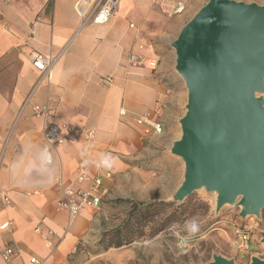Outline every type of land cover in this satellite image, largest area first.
<instances>
[{
  "label": "crops",
  "instance_id": "obj_1",
  "mask_svg": "<svg viewBox=\"0 0 264 264\" xmlns=\"http://www.w3.org/2000/svg\"><path fill=\"white\" fill-rule=\"evenodd\" d=\"M77 1L0 0V197L3 192L8 198V204L0 198V226L9 223L0 229V264H30L32 257L78 264L79 245H95L123 219L120 213L110 221L120 209L115 201L167 202L181 182V162L169 154L174 134L163 129L146 136L134 119L166 118L165 79L177 76L169 44L208 0H189L176 16L162 14L153 0H119L114 15L100 25L81 22ZM156 51L166 54L158 58ZM35 52L53 59L48 80L32 67ZM131 53L155 58L156 70L132 67ZM37 105L50 107L46 119L34 115ZM64 125L80 132L61 131L67 140L49 145L45 131ZM79 169L87 174L82 182ZM106 173L98 210L83 209L72 218L58 210L66 189L87 190L97 174ZM37 228L55 233V248L45 246ZM6 248L17 252L8 263L2 259ZM134 250L110 248L82 264H136Z\"/></svg>",
  "mask_w": 264,
  "mask_h": 264
},
{
  "label": "water",
  "instance_id": "obj_2",
  "mask_svg": "<svg viewBox=\"0 0 264 264\" xmlns=\"http://www.w3.org/2000/svg\"><path fill=\"white\" fill-rule=\"evenodd\" d=\"M186 89L180 135L169 154L183 165L168 202L213 193L215 213L264 208V5L208 0L169 44ZM264 245V238L261 240ZM205 264H236L220 255ZM249 264H264L252 257Z\"/></svg>",
  "mask_w": 264,
  "mask_h": 264
},
{
  "label": "rangeland",
  "instance_id": "obj_3",
  "mask_svg": "<svg viewBox=\"0 0 264 264\" xmlns=\"http://www.w3.org/2000/svg\"><path fill=\"white\" fill-rule=\"evenodd\" d=\"M168 48L170 49V47ZM155 54L160 58L166 53L156 51ZM173 72L175 73L174 70ZM165 82L169 92V107L165 113L166 118L165 116L160 118V122L163 129L170 130L177 139L180 135L178 120L185 112L186 89L178 75L169 76ZM164 144L166 141L163 142ZM180 172L179 177L182 180V162ZM191 197V204L195 203V205L199 204L200 206L194 214L184 215L183 218L185 219L181 223L172 224L153 238L145 237L130 245L135 246L134 251L139 260L136 264H205L211 261L214 255L233 260L236 264H249L252 257H264V245L261 242L264 238V208L261 210L259 218L246 216L242 219L238 214L239 207L237 206L225 205L215 213L213 193L198 190ZM115 211L116 213L112 215L114 218L110 221L115 222L117 214H119V218L120 213L124 216L126 208ZM153 227L154 224H151L146 229V234ZM237 227L246 229L250 234L251 248L244 255L238 254L234 248V230ZM93 246H82L81 254L85 252L86 248ZM93 252L94 249L91 253ZM93 256L95 255L86 254L79 260L78 264L84 263ZM108 264L112 263L108 262Z\"/></svg>",
  "mask_w": 264,
  "mask_h": 264
},
{
  "label": "built area",
  "instance_id": "obj_4",
  "mask_svg": "<svg viewBox=\"0 0 264 264\" xmlns=\"http://www.w3.org/2000/svg\"><path fill=\"white\" fill-rule=\"evenodd\" d=\"M189 0H153L152 7L160 10L162 14L167 16L181 15L185 12ZM119 0H78L75 8L81 22L90 20L94 24L106 23L112 15L116 12ZM132 27V25H130ZM139 46V49H142ZM53 59L50 56H43L39 53L31 54L32 67L40 73L46 80L49 79V69L52 65ZM128 63L132 67H142L144 69L155 71L157 68V60L153 57H145L138 54L131 53L128 57ZM34 115L46 119L50 112L48 105H37L33 107ZM120 116H124L126 112L120 110ZM135 125L140 127L146 136H158L162 133V124L154 121L150 115L144 114L134 119ZM61 131L69 134H78L80 131L74 128L72 125H64L63 127L54 128L51 127L45 131L44 138L46 142L51 146L62 145L67 140V135H62ZM93 135L92 131L85 134L86 138L89 139ZM77 181L82 182L86 179V171L79 169L77 172ZM103 178H110V174L104 175L97 174L90 188L87 190H77L72 192L65 190L64 195L66 199L60 202L57 206L58 210H64L67 212L70 218L75 217L83 209L98 210L101 204V196L99 193V187L101 186ZM1 200L4 204H8L7 196L1 192ZM9 223H4L0 226L1 230L7 229ZM40 232L41 238L44 241L45 246L48 249H53L56 246L53 244L55 233L50 230L40 231L39 228L35 230ZM250 234L249 232L241 227H237L234 230V248L240 255L247 254L251 248ZM17 252L13 248H6L2 252V259L5 263L10 262L16 257ZM30 264H46L45 261L38 260L34 257L29 259Z\"/></svg>",
  "mask_w": 264,
  "mask_h": 264
},
{
  "label": "trees",
  "instance_id": "obj_5",
  "mask_svg": "<svg viewBox=\"0 0 264 264\" xmlns=\"http://www.w3.org/2000/svg\"><path fill=\"white\" fill-rule=\"evenodd\" d=\"M192 197L187 198L182 204L173 202L153 201L137 203L134 201H115L117 207L126 208L123 219L114 229L102 232L100 239L93 247H88L81 254L79 245L76 250L75 263L86 256V254L98 255L110 248L119 249L129 247L135 241L145 237L153 238L168 229L174 223H181L184 215L194 214L200 208L199 204H191ZM186 215V216H187ZM151 224L154 227L146 234V229ZM94 249V252L91 251Z\"/></svg>",
  "mask_w": 264,
  "mask_h": 264
}]
</instances>
